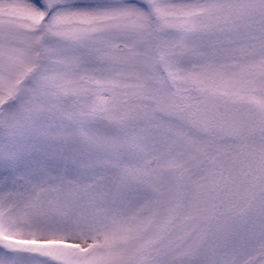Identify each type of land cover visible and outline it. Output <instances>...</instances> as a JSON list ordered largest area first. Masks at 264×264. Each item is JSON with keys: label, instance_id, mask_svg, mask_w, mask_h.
Returning a JSON list of instances; mask_svg holds the SVG:
<instances>
[{"label": "snow or ice", "instance_id": "obj_1", "mask_svg": "<svg viewBox=\"0 0 264 264\" xmlns=\"http://www.w3.org/2000/svg\"><path fill=\"white\" fill-rule=\"evenodd\" d=\"M0 264H264V0H0Z\"/></svg>", "mask_w": 264, "mask_h": 264}]
</instances>
